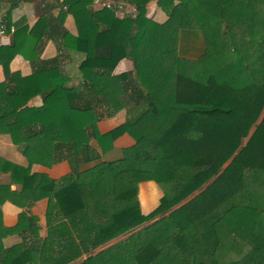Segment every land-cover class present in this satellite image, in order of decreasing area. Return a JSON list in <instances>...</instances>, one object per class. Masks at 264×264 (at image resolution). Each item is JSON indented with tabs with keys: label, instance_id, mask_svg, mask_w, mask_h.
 Returning a JSON list of instances; mask_svg holds the SVG:
<instances>
[{
	"label": "trees",
	"instance_id": "trees-1",
	"mask_svg": "<svg viewBox=\"0 0 264 264\" xmlns=\"http://www.w3.org/2000/svg\"><path fill=\"white\" fill-rule=\"evenodd\" d=\"M92 1L61 0L56 17L61 25L70 15L76 28L55 41L84 55L77 86L66 85L56 58L25 77L8 69L16 55L35 63L45 17L0 45V135L27 162L0 160L18 188L0 186V207L47 199L42 239L27 211L13 228L0 212V264H70L82 255L77 264H169L175 256L178 264H264V0H157L162 24L146 18L149 0H120L135 9L121 18L93 11ZM121 59L133 68L128 101L111 76ZM43 94L40 107L26 105ZM122 109L124 123L93 138L89 118ZM122 133L134 145L101 161ZM60 161L69 173L58 180L30 173ZM143 181L162 194L146 215L136 200ZM11 235L30 242L14 254L2 246Z\"/></svg>",
	"mask_w": 264,
	"mask_h": 264
},
{
	"label": "crops",
	"instance_id": "crops-1",
	"mask_svg": "<svg viewBox=\"0 0 264 264\" xmlns=\"http://www.w3.org/2000/svg\"><path fill=\"white\" fill-rule=\"evenodd\" d=\"M106 1L109 0H93L90 8L93 11H99L102 9V4ZM156 2L157 0L153 3L148 2L146 4L145 16L158 24H162L166 20V15L157 8ZM60 3L61 0H0V23L4 26L8 24L12 29V32L22 28H26L27 30L31 29L40 16L45 17L46 24H48V29L46 26L44 36L41 37L40 44L36 49L38 58L35 63L31 64L21 56L16 55L9 62L8 69L10 72H17L20 76L25 77L30 75L32 71L36 69L37 63L56 58L60 72L68 79L66 85L68 87L78 85L80 82V74L77 67L83 60L84 55L72 50L59 51L58 43L55 41V38L57 37L56 34L60 35L62 32H67L71 36H76V28L70 15H65L61 25L56 22L58 12L63 11V7L61 8L59 6ZM122 3L124 4L122 12H113L118 18L124 17L129 13L132 14L133 6L124 2ZM12 32L6 34L4 45H8L11 42ZM111 76L117 89V95L124 100L131 97L133 94L132 84H130L133 78L131 62L121 59L114 67ZM2 81L3 75L0 67V82ZM122 86L123 91L120 90V87ZM43 97L44 94L37 95L30 99L26 105L28 107L38 108L42 105ZM125 113V110L122 109L110 118L97 119L96 117H90L89 130L93 138L100 137L122 125L125 121ZM93 138L89 140V144L95 151L99 152V148ZM133 145V140L126 133H122L112 141L111 148L105 154L100 155V159L101 161L118 159L121 157L122 150L128 149ZM0 160L21 167H26L27 165L20 150L11 144L7 135H0ZM30 173L44 175L51 180H58L69 173V166L66 161H60L49 168L41 165H31ZM0 186H8L10 191L18 190L16 185L10 183L9 175L7 173L0 172ZM161 196V191L152 181L139 182L137 184L136 200L140 213L146 215L155 209ZM46 206L47 199H41L35 202L28 209H20L9 202H4L0 207L2 226L5 228H13L17 223L18 214L22 211H27L28 215L37 219L36 224L39 227L38 237L42 239L46 235L44 216ZM118 241H120V237L119 240L118 238L114 239L106 243L104 246L95 249L92 254H95ZM24 242L26 243L30 241L26 240ZM25 243H23L19 235H11L2 240L3 248H9L14 254H18ZM84 258L85 256L82 255L70 264H77Z\"/></svg>",
	"mask_w": 264,
	"mask_h": 264
},
{
	"label": "built area",
	"instance_id": "built-area-1",
	"mask_svg": "<svg viewBox=\"0 0 264 264\" xmlns=\"http://www.w3.org/2000/svg\"><path fill=\"white\" fill-rule=\"evenodd\" d=\"M156 0H149V2L153 3ZM124 4L120 0H109L102 4V8L108 9L114 13L122 12ZM135 13V9L133 8L132 14L129 13L125 16H133ZM12 29L9 28L8 32H6V28L3 24L0 23V45H4V39L6 37V34L11 33Z\"/></svg>",
	"mask_w": 264,
	"mask_h": 264
},
{
	"label": "rangeland",
	"instance_id": "rangeland-1",
	"mask_svg": "<svg viewBox=\"0 0 264 264\" xmlns=\"http://www.w3.org/2000/svg\"><path fill=\"white\" fill-rule=\"evenodd\" d=\"M109 158H111V157H109ZM112 159V158H111ZM195 194V193H194ZM193 194V195H194ZM192 195V196H193ZM189 199V198H188ZM187 199V200H188ZM186 201V200H185ZM184 201V202H185ZM183 203V202H182ZM152 222V221H151ZM151 222H148V223H144V224H142L141 226H139L138 228H136V229H134V230H132L130 233H133V232H135V231H137V230H139V229H141V228H143V227H145V226H147L148 224H150ZM130 233H128V234H130ZM128 234L127 235H123V236H120V240H123V239H125L127 236H128ZM118 240H119V237H118ZM105 245V244H104ZM103 245V246H104ZM173 250H174V248L170 251V253L169 254H172V252H173ZM178 260H179V258L177 257V256H175V257H173V259L169 262V264H178Z\"/></svg>",
	"mask_w": 264,
	"mask_h": 264
}]
</instances>
